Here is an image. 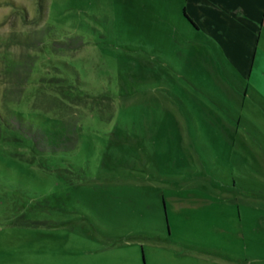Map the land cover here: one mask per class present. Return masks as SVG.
<instances>
[{
  "label": "rangeland",
  "instance_id": "1",
  "mask_svg": "<svg viewBox=\"0 0 264 264\" xmlns=\"http://www.w3.org/2000/svg\"><path fill=\"white\" fill-rule=\"evenodd\" d=\"M222 2L0 0V264H264V61Z\"/></svg>",
  "mask_w": 264,
  "mask_h": 264
},
{
  "label": "crops",
  "instance_id": "2",
  "mask_svg": "<svg viewBox=\"0 0 264 264\" xmlns=\"http://www.w3.org/2000/svg\"><path fill=\"white\" fill-rule=\"evenodd\" d=\"M221 4L225 11L243 17L245 28L252 35L250 37L252 47L251 63L248 69V75L250 76L256 61L258 59L264 61V0H235V3L222 2ZM255 78L258 82V77L255 76Z\"/></svg>",
  "mask_w": 264,
  "mask_h": 264
},
{
  "label": "trees",
  "instance_id": "3",
  "mask_svg": "<svg viewBox=\"0 0 264 264\" xmlns=\"http://www.w3.org/2000/svg\"><path fill=\"white\" fill-rule=\"evenodd\" d=\"M184 14H185V16H186L188 19H190V21H191L195 26H198V25L196 24V22H195L194 20H192V18L190 17V15L187 13V11H186V7L184 8ZM70 64H71L72 66H74L71 62H70ZM71 86H73V85H71ZM76 89L80 90V89L77 88V87H76Z\"/></svg>",
  "mask_w": 264,
  "mask_h": 264
}]
</instances>
